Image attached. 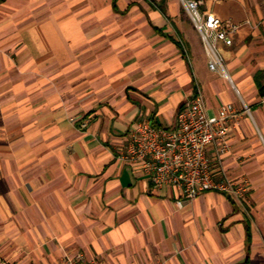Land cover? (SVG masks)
<instances>
[{"label":"crops","instance_id":"crops-1","mask_svg":"<svg viewBox=\"0 0 264 264\" xmlns=\"http://www.w3.org/2000/svg\"><path fill=\"white\" fill-rule=\"evenodd\" d=\"M191 0H0V264H264V0H193L240 28L208 68ZM203 96L241 114L221 161L244 204L176 205L123 163L137 123ZM248 205V210L245 209Z\"/></svg>","mask_w":264,"mask_h":264},{"label":"built area","instance_id":"built-area-1","mask_svg":"<svg viewBox=\"0 0 264 264\" xmlns=\"http://www.w3.org/2000/svg\"><path fill=\"white\" fill-rule=\"evenodd\" d=\"M184 7L201 36L209 70L228 79L218 43L231 46L232 36L240 25L230 20L221 21L212 13L202 12L198 1H185ZM260 104L264 106V95ZM243 113L250 116V109L244 107L239 112L222 106L217 114L209 115L203 96L198 91L193 100L178 113L173 127L156 126L148 119L137 123L119 159L137 167L153 189L173 190L177 194L178 208L207 191L229 195L242 205L246 201L249 183L242 180L236 186L224 174L221 161L230 149L231 130L240 126ZM62 264L97 262L76 254L65 258Z\"/></svg>","mask_w":264,"mask_h":264},{"label":"trees","instance_id":"trees-1","mask_svg":"<svg viewBox=\"0 0 264 264\" xmlns=\"http://www.w3.org/2000/svg\"><path fill=\"white\" fill-rule=\"evenodd\" d=\"M257 84L259 86L262 96L264 95V72L257 76Z\"/></svg>","mask_w":264,"mask_h":264},{"label":"rangeland","instance_id":"rangeland-1","mask_svg":"<svg viewBox=\"0 0 264 264\" xmlns=\"http://www.w3.org/2000/svg\"><path fill=\"white\" fill-rule=\"evenodd\" d=\"M247 207H248V205H245V209H244V210H246V211H247V210H248V208H247Z\"/></svg>","mask_w":264,"mask_h":264}]
</instances>
